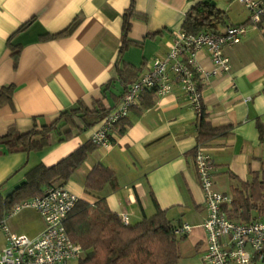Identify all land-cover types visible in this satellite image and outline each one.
Masks as SVG:
<instances>
[{
	"label": "crops",
	"instance_id": "crops-1",
	"mask_svg": "<svg viewBox=\"0 0 264 264\" xmlns=\"http://www.w3.org/2000/svg\"><path fill=\"white\" fill-rule=\"evenodd\" d=\"M199 2L226 14L215 31L231 24L246 27L241 41L224 49L229 70L206 74L201 83L206 120L228 127L225 134L200 143L212 159L214 188L232 198L244 183L262 181L264 21L257 26L248 23V11L236 0H133L136 15L126 33L122 16L130 0H0V88L13 85L11 101L0 104V134L9 127L22 133L51 125L78 101L90 108L99 103L109 112L125 85L145 71L153 57L167 53L173 32ZM72 22L73 28L60 34ZM195 56L205 71L212 68L205 47ZM148 95L129 109L121 132L114 128L110 144L95 146L62 186L90 203L104 198L130 223L155 211L152 194L168 218L190 225L184 240L200 258L180 257L177 264H199L206 209L191 152L198 119L175 86L168 94ZM64 121L61 117L57 123ZM98 124L70 128V134L58 140L66 123L50 131V144L40 151H12L0 143V190L21 184L25 172L37 163L50 166L73 152L90 139ZM98 162L114 172V182L101 190L87 189L85 176ZM18 214L8 217L7 225L12 232L25 234L19 230ZM42 228L43 222L28 236ZM3 246L4 237L0 249Z\"/></svg>",
	"mask_w": 264,
	"mask_h": 264
},
{
	"label": "built area",
	"instance_id": "built-area-1",
	"mask_svg": "<svg viewBox=\"0 0 264 264\" xmlns=\"http://www.w3.org/2000/svg\"><path fill=\"white\" fill-rule=\"evenodd\" d=\"M248 11V23L257 26L264 21V0H236ZM244 24L227 25L222 31L202 30L197 33L178 29L167 53L151 59L146 70L130 82L118 103L99 121L90 140L97 146L109 145L112 126L125 117L139 101L145 89L165 95L177 87L196 116L203 110L201 83L206 74L226 72L230 68L224 49L239 43L244 36ZM205 47L212 68L205 71L196 60V51ZM197 180L202 190L206 217L202 223L205 248L202 264H264V219L241 220L229 216L231 197L214 188L212 159L198 143L193 154ZM80 197L62 185L48 187L40 196L16 203L0 221L4 246L0 249V264H67L78 260L83 250L65 231L64 221ZM33 209L40 216L43 228L34 237L12 232L6 218L23 209ZM127 223L126 214H119ZM190 225L180 223L175 229L186 234Z\"/></svg>",
	"mask_w": 264,
	"mask_h": 264
},
{
	"label": "trees",
	"instance_id": "trees-1",
	"mask_svg": "<svg viewBox=\"0 0 264 264\" xmlns=\"http://www.w3.org/2000/svg\"><path fill=\"white\" fill-rule=\"evenodd\" d=\"M133 7V0H130L122 16L124 33L130 28L131 17L136 15ZM225 15L214 6L199 2L186 12L180 29L191 33L202 30L215 31L216 24L224 23ZM27 23L20 26L18 30ZM74 23L72 22L60 34L69 32ZM16 52L12 54L15 56ZM129 83L125 85V89ZM12 90V84L3 85L0 88V104L11 101ZM145 91H149L148 94L155 93L154 89H145L140 93L139 101L148 95H143ZM107 112L108 109H104L99 103L90 108L82 101H78L75 106L63 111L51 125L33 127L22 133L9 127L4 134H0V143L12 151H40L50 144V131L59 130L61 126L68 123L67 128L62 131L63 135L58 139L64 140L70 134V128L77 130L89 128L100 121ZM126 116L113 124L112 131L114 128H118V132L123 130L127 124ZM61 117H64L66 121L58 124ZM197 119L196 145L209 137L223 135L228 130L227 126H212L206 120L204 110ZM196 145L191 151L192 154L195 152ZM95 146L97 145L89 139L53 165L45 166L37 163L25 172L22 184L15 190L6 196L0 190V221L16 203L40 196L54 184H64L73 170L85 160ZM114 178V172L98 162L86 174L84 186L90 190H101L105 184L113 183ZM151 198L155 211L148 216L144 215L134 223L122 222L119 213L112 211L102 197L92 203L79 198L64 221L69 238L79 243L83 250L77 264H177L180 258L179 241L185 238V234L175 232L180 223H175L168 218L166 209L159 207L152 194ZM227 209L229 216L241 220L264 219V179L251 185L244 183L242 189L235 190ZM253 212L257 215L251 216Z\"/></svg>",
	"mask_w": 264,
	"mask_h": 264
},
{
	"label": "rangeland",
	"instance_id": "rangeland-1",
	"mask_svg": "<svg viewBox=\"0 0 264 264\" xmlns=\"http://www.w3.org/2000/svg\"><path fill=\"white\" fill-rule=\"evenodd\" d=\"M234 2H233V4H234L233 6H237L238 4L234 3ZM18 215L21 216V218L18 220V225L20 227L19 230L24 232L26 235L32 234L38 228L40 223H42L40 216L33 209H29V208L23 209L19 212ZM255 215H257V213H255V212H253L251 214V216H255ZM6 224H7V218H6ZM2 238H3V234L0 230V241ZM179 250H180L181 260L183 259V260H194V261H196L195 260L196 258H200V255L198 252H196L195 248H190L184 239L179 241ZM181 260L180 261L178 260V262L181 263ZM199 261L201 262V259H199ZM200 262H199V264H200ZM67 264H77V261L71 260ZM201 264H202V262H201Z\"/></svg>",
	"mask_w": 264,
	"mask_h": 264
},
{
	"label": "water",
	"instance_id": "water-1",
	"mask_svg": "<svg viewBox=\"0 0 264 264\" xmlns=\"http://www.w3.org/2000/svg\"><path fill=\"white\" fill-rule=\"evenodd\" d=\"M21 184H22V183H21ZM19 185H20V184L15 185L14 187H12V188L6 190V191L3 193V195H4V196L8 195L10 192H12L13 190H15Z\"/></svg>",
	"mask_w": 264,
	"mask_h": 264
}]
</instances>
